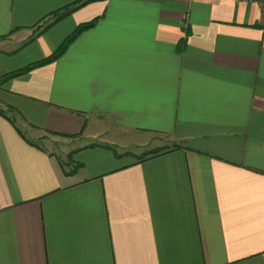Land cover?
I'll use <instances>...</instances> for the list:
<instances>
[{
    "label": "crops",
    "instance_id": "crops-1",
    "mask_svg": "<svg viewBox=\"0 0 264 264\" xmlns=\"http://www.w3.org/2000/svg\"><path fill=\"white\" fill-rule=\"evenodd\" d=\"M0 111V264H264V0H0Z\"/></svg>",
    "mask_w": 264,
    "mask_h": 264
},
{
    "label": "trees",
    "instance_id": "trees-1",
    "mask_svg": "<svg viewBox=\"0 0 264 264\" xmlns=\"http://www.w3.org/2000/svg\"><path fill=\"white\" fill-rule=\"evenodd\" d=\"M93 21L90 22V23H86V24H82L80 26H78L75 31L69 35L63 42L62 44L60 45V47L54 51L51 55H49L48 57L46 58H43L41 60H38V61H35V62H32L30 64H28L27 66L23 67V68H20L18 70H15V71H12L10 73H7L6 75H4V77H2L1 81H6L8 79H11V78H14V77H17V76H20V75H23L27 72H29L30 70H32L33 68H36L38 66H41V65H44V64H47V63H50L54 60H56L58 57L61 56V54L64 52V50L66 49V47L74 40V38L84 29L86 28H89L90 26L93 25ZM13 111V110H12ZM0 114L3 115V112L0 111Z\"/></svg>",
    "mask_w": 264,
    "mask_h": 264
},
{
    "label": "rangeland",
    "instance_id": "rangeland-1",
    "mask_svg": "<svg viewBox=\"0 0 264 264\" xmlns=\"http://www.w3.org/2000/svg\"><path fill=\"white\" fill-rule=\"evenodd\" d=\"M13 115V114H10ZM15 115V114H14ZM26 134H29L27 130H25ZM42 134H38V135H34V134H29L30 138H33L36 140L37 144L42 145L43 147L48 148V150L52 151V153L56 156V158H58V160L64 162L67 161V157H66V147L68 145H70L71 141L70 140H65V139H56L54 137H49V136H41ZM162 147L160 148H167L169 146V143L165 142L164 140H162ZM159 148V150H160ZM158 150V149H156ZM153 151H146L145 153H142L140 155V157L138 158H142L147 154H150Z\"/></svg>",
    "mask_w": 264,
    "mask_h": 264
}]
</instances>
